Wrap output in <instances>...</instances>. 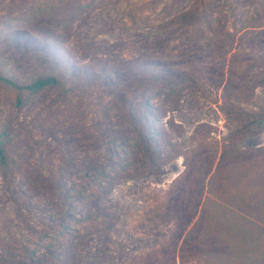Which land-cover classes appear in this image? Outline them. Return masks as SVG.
<instances>
[{
    "label": "trees",
    "instance_id": "obj_1",
    "mask_svg": "<svg viewBox=\"0 0 264 264\" xmlns=\"http://www.w3.org/2000/svg\"><path fill=\"white\" fill-rule=\"evenodd\" d=\"M59 1L62 5L68 2L75 5L73 14L77 21H81V0ZM120 1L128 6L129 0H117L112 10L119 7L121 12L128 8L119 6ZM203 18L206 24L211 22L205 16L185 11L172 23L137 27L140 29L138 33L136 24L129 28L123 18L118 19V32L126 31L118 35V81L112 85L118 91L114 95L118 100L115 101L118 104V128L110 130L109 141L131 148L128 164L133 168L121 167L119 171L118 167V173L112 176L106 166L96 167L104 180L99 183L97 191H91L87 198L91 209L87 208L82 216L89 222L98 220L97 225H90V230L71 228L69 222L77 221L78 215L71 212L65 194H59L58 215L52 220L54 223L37 231L40 233L37 240L23 237L1 242L0 252L8 254H0L1 262L264 264V145L243 148L240 142L232 141L219 151L217 140L211 133H199L202 127L199 124L187 135L184 127L175 122L173 126L178 134L174 135L153 104L156 94H162V103H169L171 95L192 84L190 81H194L197 89L211 91L213 82L220 79L231 88L222 94L220 108L235 125L234 135L245 139L264 133V103H251L245 93H252L248 91L254 80L264 87V69H258L257 78L250 74L247 81L243 76H237V71L246 64L264 66V53L240 55L236 51L229 58L228 54L236 48L235 34H229L228 40L221 29L214 37L204 39L200 29ZM180 21L184 29L180 31L182 34L169 40L167 45H161L163 48L157 45L162 49H155L154 45L137 49L133 45L150 38L154 42L162 41L165 36L180 30L175 23ZM160 35H164L162 39L158 38ZM257 35H264V28ZM254 38L248 36L246 43ZM204 47L210 50L201 51ZM58 52L59 49L53 50L51 54ZM101 53L98 50L96 58L104 64L107 53ZM103 64L99 69L106 74ZM0 84L17 92L18 106L24 105L27 97L45 89L64 88L57 75H39L22 82L1 68ZM180 158L183 159V172L166 189L142 186L143 197H138L142 209L132 215L129 206L134 200L127 202V199L135 197L133 187L148 178H156L165 165ZM6 162L0 135V163L5 165ZM110 166L116 169L113 164ZM73 181L71 177L62 180L65 191H70L68 184ZM107 185L114 189L118 186L122 195L118 201L122 204L93 208L94 203L102 204L104 198L112 199ZM60 238L65 241L62 243ZM95 240L98 244L93 246L91 242ZM44 241L46 256H37L35 250Z\"/></svg>",
    "mask_w": 264,
    "mask_h": 264
},
{
    "label": "rangeland",
    "instance_id": "obj_2",
    "mask_svg": "<svg viewBox=\"0 0 264 264\" xmlns=\"http://www.w3.org/2000/svg\"><path fill=\"white\" fill-rule=\"evenodd\" d=\"M98 1L81 0L83 13L81 21H77L73 14L76 7L71 2L62 5L59 0H0V68L22 82L53 74L64 84V88H48L27 97L22 106L16 104L14 89L0 84V135L7 157L5 165L0 163V243L23 237L37 240V231L44 225L51 226L57 218L59 194H65L71 212L78 215L77 221L69 222L71 228L90 230V225H97L98 220L89 222L82 216L87 208L91 209L87 200L91 191H97L104 180L96 167L106 166L112 176L118 173V167L119 171L133 168L128 164L131 148L109 141L110 130L118 128V100L114 96L118 91L112 87L118 81V35L126 31L118 32V19L123 18L129 28L136 24L138 33L137 27L172 23L185 11H191L211 19L209 24L201 19L204 39L214 37L221 29L228 40L229 34H235L236 48L228 54L229 58L236 51L240 55L264 53V35H257L264 28V0H138L135 4L136 0H129L128 6L120 1L119 6L128 7L121 12L119 7L112 10L117 0ZM175 23L180 30L162 41L150 38V43L134 38L139 41L133 45L137 49L167 45L184 30L181 21ZM248 36L255 38L246 43ZM58 49V53L51 54ZM98 50L107 53L104 64L96 58ZM102 64L106 74L99 69ZM261 68L264 66L260 64H246L237 76H243L244 81L250 74L257 78ZM190 82L182 91L173 93L169 103H162V94H156L153 100L174 135L178 134L175 122L184 127L187 135L199 124V133H211L219 151L232 141L240 142L243 148L264 145V133L245 139L234 135L235 125L220 108L222 94L231 89L226 81L216 79L211 91L197 89L194 81ZM251 83L248 92L252 93L245 92L249 101L264 103V87L258 80ZM183 170L180 158L165 165L156 178L135 185V197L127 199L134 200L129 206L131 214L142 209L138 200L144 194L140 192L142 186L166 189ZM70 177L74 181L68 184L70 191H65L62 180ZM115 181L118 183V178ZM107 188L112 199L104 198L102 204L94 203L93 208L122 204L118 201L122 197L118 186ZM91 243L96 246L98 241ZM46 245L44 241L35 254L46 256ZM0 254L8 255L6 251ZM1 261L0 264H8Z\"/></svg>",
    "mask_w": 264,
    "mask_h": 264
}]
</instances>
